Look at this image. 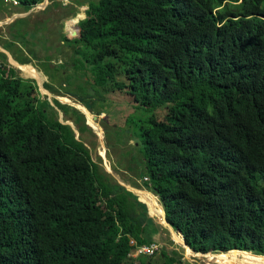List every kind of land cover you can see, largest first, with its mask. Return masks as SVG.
Listing matches in <instances>:
<instances>
[{
  "label": "trees",
  "instance_id": "1",
  "mask_svg": "<svg viewBox=\"0 0 264 264\" xmlns=\"http://www.w3.org/2000/svg\"><path fill=\"white\" fill-rule=\"evenodd\" d=\"M17 1L29 10L44 0ZM88 5L70 31L78 35H63L77 60L64 83L75 77L81 95L96 91L113 123L109 96L125 97L117 105L133 111L124 124L134 123L142 155L144 187H133L159 197L193 251L264 256V0ZM54 106L81 134L92 131L78 110ZM53 112L0 52V264H183L148 203L101 171ZM131 239L161 247L133 258Z\"/></svg>",
  "mask_w": 264,
  "mask_h": 264
},
{
  "label": "rangeland",
  "instance_id": "2",
  "mask_svg": "<svg viewBox=\"0 0 264 264\" xmlns=\"http://www.w3.org/2000/svg\"><path fill=\"white\" fill-rule=\"evenodd\" d=\"M98 0H44L39 3V6L36 7L33 11L32 8L29 10L26 7H15L12 4H6L7 15L18 14V17L14 18L10 16L6 18V14L3 16L0 22L8 21L13 19L9 24H2L0 26V47L10 53L11 57L16 59L18 62H28V58L31 63L25 64L32 67L38 71L40 77H42L43 86L45 84H51L47 76H55V80L52 82L58 88L57 93H51V95L58 96H69L68 99L73 102L77 100V97H84L90 104H94L93 113L99 112V107L103 106V103H98V98L96 97V91L94 95L85 96L81 95L78 92V85L81 80L72 77V83L70 86H64L65 76L73 74L74 71L69 69V67H60V64L65 62L67 58L74 57V46L68 45L63 40V35H66L70 39H74L77 34H72L70 31H73V23L77 19L81 8L83 6L89 7V2H96ZM10 7V8H9ZM1 19V18H0ZM25 34V44H20L16 41V38ZM7 42L14 44L11 48L6 49ZM14 42V43H12ZM7 44V45H6ZM30 50L35 52V55H30ZM1 52V50H0ZM6 55V54H5ZM60 63V64H59ZM59 64V65H56ZM35 66V67H34ZM52 66V67H50ZM15 70L19 74L18 76L25 80H37L34 73H25ZM64 75L62 76V73ZM34 78V79H33ZM47 81H46V79ZM38 81V80H37ZM41 82V78L38 81ZM38 91L40 94L41 100H47L50 104L54 105V98H49ZM86 88H89L86 84H83ZM43 92L48 95V92ZM95 97V98H94ZM110 99H113L114 106H111L108 103L109 108H111L112 118L116 119V122H110L109 118L106 117V113L101 114L99 119V124L104 129L103 138L99 137L91 124L88 122L89 127L92 129L85 131L83 134L80 133L79 127L70 119L66 120V116L63 111H61L57 106H54V112L51 113V118L54 120H59L61 123L71 122L79 132V139L85 143L87 148L90 150V154L94 163L98 165L101 171L107 173L112 181L118 183L121 182L132 189H138L132 185H141L142 181L140 180V175H138V164L142 160V155L138 150V144L136 137L134 136V123H130L129 126L124 124L129 115H133V111L129 109V106L117 105L126 103L125 97L122 93H113L110 96ZM62 99V98H60ZM73 99V100H72ZM62 105H66L65 102L59 101ZM70 106V104H67ZM73 109V106H70ZM77 110V109H76ZM81 113V111H79ZM90 113V112H89ZM91 114V113H90ZM92 118L93 115L91 114ZM135 116V115H133ZM91 118V119H92ZM86 124V123H85ZM97 124V123H96ZM97 124V126H99ZM126 130V132L124 131ZM103 131V130H102ZM100 155L102 157H100ZM110 168V173L106 170ZM144 187L143 185H141ZM140 190V189H139ZM141 190L147 191L152 197H154L159 207L162 209L163 214L164 210L160 203L159 197L153 194L152 192L141 188ZM143 198V197H142ZM146 202V201H145ZM147 203V202H146ZM150 205V206H149ZM149 211L148 213L154 220V222L162 229L161 233L164 236V244L168 245L172 249L178 251L183 256V264H251L252 261L246 262L245 258L242 256L233 255L231 257L225 256L226 253L219 254H209L205 256L201 255H190V252L187 250L185 245L180 244L174 238L173 233L165 226L163 218L155 211L153 206L148 203ZM147 207V209H148ZM157 228V227H156ZM181 239L182 236L176 233ZM184 241V240H183ZM233 254V253H232ZM253 255V254H251ZM261 257V256H260Z\"/></svg>",
  "mask_w": 264,
  "mask_h": 264
},
{
  "label": "bare ground",
  "instance_id": "3",
  "mask_svg": "<svg viewBox=\"0 0 264 264\" xmlns=\"http://www.w3.org/2000/svg\"><path fill=\"white\" fill-rule=\"evenodd\" d=\"M39 6V5H38ZM37 6V7H38ZM3 53V52H2ZM7 57L9 58V60H10V62H11V65L13 66V68L15 69H17L18 71H21V72H25V73H34L35 74V78L39 81L40 80V78H41V82L39 83L37 80H35L38 84H39V86H40V88H41V91H42V93L44 94V95H46L44 92H43V90H42V86H43V81H42V77H40V75L38 74V72H36V71H32L31 69H29V68H27V67H25V66H23V65H21V64H18V63H16V61L15 62H12V58H10V56H9V54H7ZM14 61V60H13ZM34 79V78H33ZM61 101H63V102H65L66 104H70V106H73L74 108H77L78 110H80V111H82L83 113H85L86 115H87V117H88V112H87V110L81 105V104H77V103H74V102H72V101H70V100H68V99H61ZM89 120H90V124H91V126L93 127V128H95L96 129V132L98 133V135H99V137H101V138H103V131H102V129L99 127V126H97L96 124H95V122L94 121H92V119H91V117H89ZM107 171L108 172H110V168H107ZM130 190H132V191H134L138 196H140V197H143V199L147 202V203H150L153 207L152 208H154L155 209V211L160 215V217L161 218H163V221H164V224H165V226L173 233V235H174V238L176 239V241L178 242V243H180V244H183V245H185V242L183 241V239H181L177 234H176V232H174L173 230H172V228L170 227V225H169V223L167 222V220H166V215H165V211H164V214H163V211H162V209L159 207V204H158V202H157V200L154 198V197H152L147 191H145V190H139V189H132V188H130V187H128ZM164 210V209H163ZM185 247L187 248V250L190 252V255L191 256H193L194 254L195 255H201V256H205V255H203V254H200V253H198V254H196V253H194L193 251H192V249H190V248H188L186 245H185ZM233 253V254H232ZM224 254V253H223ZM206 255H209V254H206ZM211 255V254H210ZM225 256H228V257H231V256H233V255H236V256H242V257H244L245 258V260H246V262H248V261H252V263L251 264H264V257L263 256H256V255H251V253H245V252H239V251H234V252H231V253H226V254H224Z\"/></svg>",
  "mask_w": 264,
  "mask_h": 264
},
{
  "label": "water",
  "instance_id": "4",
  "mask_svg": "<svg viewBox=\"0 0 264 264\" xmlns=\"http://www.w3.org/2000/svg\"><path fill=\"white\" fill-rule=\"evenodd\" d=\"M16 17H18V15H16L14 18H16ZM13 18V19H14ZM13 19H10V20H8V21H4V22H1L0 23V26L2 25V24H9V23H11V21L13 20ZM0 50L4 53V54H10V53H8V51L7 50H5L4 48H2V47H0ZM11 55V54H10ZM12 56V55H11ZM38 86H39V84H38ZM39 88H40V86H39ZM40 90V92H42L41 91V88L39 89ZM50 93V92H49ZM94 91L91 89L90 90V94L91 95H94ZM52 97H54V100H57V101H60L59 99H58V97H56L55 95L53 96V95H51ZM51 105L54 107V105L51 103ZM67 105V104H66ZM77 109V108H76ZM78 110V109H77ZM89 110V109H88ZM79 111V110H78ZM89 112L90 113H93V110H89ZM82 113V112H81ZM83 114V113H82ZM84 115V114H83ZM93 118H94V120L95 121H98L99 119H100V117H101V113H99V112H95V113H93ZM61 123V122H60ZM61 124H64V125H68V126H70L71 127V129L74 131V133H75V138H76V140H78L79 142H81V140L78 138L79 137V132H78V130L76 129V128H74V125H73V123H71V122H67V123H61ZM88 127H89V125H88V123L86 124ZM86 146V145H85ZM87 147V146H86ZM100 157H102L101 155H100ZM107 171V170H106ZM108 172V171H107ZM108 173H110V172H108ZM117 184H119L120 186H123V187H125L128 191H130V192H132L133 194H135L138 198H139V196L134 192V191H132V190H130L129 188H128V186L127 185H125V184H123V183H121V182H118ZM139 201H141L140 200V198H139ZM142 202V201H141ZM144 203V202H143ZM163 207V206H162ZM148 215H149V217H151L150 216V214L148 213ZM166 215V214H165ZM152 218V217H151ZM167 220V219H166ZM168 222V221H167ZM170 225V224H169ZM170 227L172 228V230L174 231V232H176L174 229H173V227L170 225ZM177 233V232H176ZM179 234V233H178ZM180 236H182L181 234H180ZM182 238H183V236H182ZM183 240H184V238H183ZM184 242H185V240H184ZM185 245L188 247V248H190L191 249V247L185 242ZM193 251V250H192ZM233 251H239V252H245V253H250V252H246V251H241V250H232V251H229V252H233ZM194 253H196V254H198V252H195V251H193ZM225 253H228V252H225ZM200 254H203V253H200ZM207 254H219V253H207ZM251 254H253V253H251ZM203 255H206V254H203ZM253 255H255V254H253ZM256 256H259V255H256ZM264 257V256H263Z\"/></svg>",
  "mask_w": 264,
  "mask_h": 264
},
{
  "label": "built area",
  "instance_id": "5",
  "mask_svg": "<svg viewBox=\"0 0 264 264\" xmlns=\"http://www.w3.org/2000/svg\"><path fill=\"white\" fill-rule=\"evenodd\" d=\"M5 3L12 4L13 6H19L20 3L17 0H2ZM147 180V179H145ZM130 245L134 247L133 251L129 254L130 257L139 258L140 256H154L160 250V244H150L139 246L134 239L130 240Z\"/></svg>",
  "mask_w": 264,
  "mask_h": 264
},
{
  "label": "flooded vegetation",
  "instance_id": "6",
  "mask_svg": "<svg viewBox=\"0 0 264 264\" xmlns=\"http://www.w3.org/2000/svg\"><path fill=\"white\" fill-rule=\"evenodd\" d=\"M9 59V58H8ZM14 59H12V62H15L16 61V63H18V64H20L17 60H14ZM10 61V60H9ZM76 59H75V57H71V58H67L66 60H65V62H63L62 64L64 65V66H66V67H69V69H71V70H74L75 69V66H76ZM11 63V62H10ZM60 64V63H59ZM59 64H56V65H59ZM62 64H60V65H62ZM21 65H23V66H25V67H27V68H29V69H31L32 71H36L35 69H33L32 67H30V66H27V65H25V64H21ZM13 67V66H12ZM35 67V66H34ZM50 67H52V66H50ZM36 72H38V71H36ZM16 73H17V71H16ZM39 74V73H38ZM17 75H19L18 73H17ZM19 77V76H18ZM36 82V81H35ZM51 82V81H50ZM53 82V81H52ZM51 82V84H49L52 88H54L56 91H58V88L54 85V83H52ZM37 83V82H36ZM37 85H38V83H37ZM46 85V84H45ZM48 85V84H47ZM64 86H66V84H64ZM43 94V93H42ZM44 95V94H43ZM45 96H47V97H49V98H54V97H52L51 96V94L48 92V95H45ZM60 98H70L69 96H58V99L61 101V99ZM71 99V98H70ZM73 100V99H72ZM73 102L74 103H77V104H81L86 110H87V112H88V117H87V115L85 114V113H83L82 111V113L84 114V117H85V119H86V122L88 123H90V120H89V117H91L92 118V116H91V114L93 115V113H89V110L86 108V106L82 103V102H80L79 100L77 101V100H73ZM80 111V110H79ZM94 116V115H93ZM92 121H94L95 122V124L97 123L98 125L100 124L99 123V120L98 121H95L94 120V118H92ZM96 124V125H97ZM89 125V124H88ZM101 125V124H100ZM99 125V127L103 130V132H104V129L101 127ZM95 129V128H94ZM96 131V130H95ZM97 133V132H96ZM105 133V132H104Z\"/></svg>",
  "mask_w": 264,
  "mask_h": 264
},
{
  "label": "crops",
  "instance_id": "7",
  "mask_svg": "<svg viewBox=\"0 0 264 264\" xmlns=\"http://www.w3.org/2000/svg\"><path fill=\"white\" fill-rule=\"evenodd\" d=\"M6 4H9V3H5V2H3V1H1L0 0V21L2 20V18H3V16L6 14V18H8V17H10V16H16V15H18V14H15L14 13V15H7V12H5L6 11V7H7V5ZM20 6H22L21 4L19 5V6H15V7H20ZM38 5H36V6H34V7H32V10L31 11H33L36 7H37ZM22 7H24V6H22ZM10 8V7H9ZM1 23V22H0ZM2 52V51H1ZM9 56H10V54H9ZM10 58H12L11 56H10ZM12 59H14V58H12ZM14 60H16V59H14ZM133 186V185H132Z\"/></svg>",
  "mask_w": 264,
  "mask_h": 264
}]
</instances>
